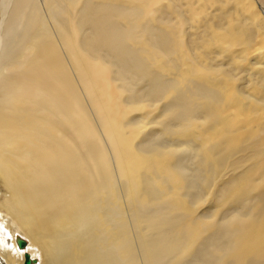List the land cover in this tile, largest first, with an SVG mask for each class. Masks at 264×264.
<instances>
[{
    "label": "bare ground",
    "instance_id": "6f19581e",
    "mask_svg": "<svg viewBox=\"0 0 264 264\" xmlns=\"http://www.w3.org/2000/svg\"><path fill=\"white\" fill-rule=\"evenodd\" d=\"M26 253L264 264V0H0V264Z\"/></svg>",
    "mask_w": 264,
    "mask_h": 264
},
{
    "label": "water",
    "instance_id": "95a60500",
    "mask_svg": "<svg viewBox=\"0 0 264 264\" xmlns=\"http://www.w3.org/2000/svg\"><path fill=\"white\" fill-rule=\"evenodd\" d=\"M18 245H19L21 248H24V247L27 246V242H26V240L23 239V238H18ZM35 263H36V260L33 259L29 253H26L24 264H35Z\"/></svg>",
    "mask_w": 264,
    "mask_h": 264
}]
</instances>
